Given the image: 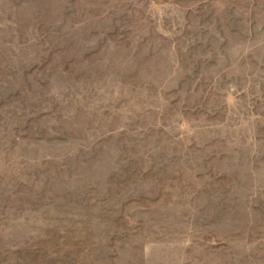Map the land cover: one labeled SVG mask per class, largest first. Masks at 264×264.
Listing matches in <instances>:
<instances>
[{
	"label": "rangeland",
	"instance_id": "374dc122",
	"mask_svg": "<svg viewBox=\"0 0 264 264\" xmlns=\"http://www.w3.org/2000/svg\"><path fill=\"white\" fill-rule=\"evenodd\" d=\"M0 264H264V0H0Z\"/></svg>",
	"mask_w": 264,
	"mask_h": 264
}]
</instances>
